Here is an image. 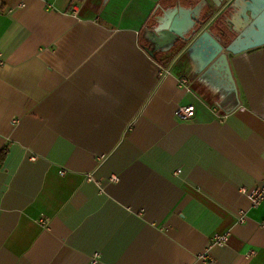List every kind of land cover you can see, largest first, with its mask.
<instances>
[{
	"label": "crops",
	"instance_id": "crops-1",
	"mask_svg": "<svg viewBox=\"0 0 264 264\" xmlns=\"http://www.w3.org/2000/svg\"><path fill=\"white\" fill-rule=\"evenodd\" d=\"M228 4L223 45L252 23ZM107 5L0 0V264H264V46L226 53L235 94Z\"/></svg>",
	"mask_w": 264,
	"mask_h": 264
},
{
	"label": "water",
	"instance_id": "water-1",
	"mask_svg": "<svg viewBox=\"0 0 264 264\" xmlns=\"http://www.w3.org/2000/svg\"><path fill=\"white\" fill-rule=\"evenodd\" d=\"M130 1L105 0L106 5L109 2L105 12L113 3L118 5V18L124 12L121 27L137 32L145 28L147 22H153L148 37L152 45L144 48L151 58L156 59L158 52H169L181 45L180 52L190 58L198 73L213 76L221 87L235 94L236 85L226 53L237 55L264 46V0H199L191 7L178 4L168 9L163 8L159 0H133L127 8ZM224 1L229 2L228 7H238L244 20L248 18L247 13L252 20L250 26L228 45H223L212 34L210 23L204 17L210 3L221 8ZM132 16L136 22L128 26ZM251 36H255L257 41L249 43Z\"/></svg>",
	"mask_w": 264,
	"mask_h": 264
},
{
	"label": "built area",
	"instance_id": "built-area-1",
	"mask_svg": "<svg viewBox=\"0 0 264 264\" xmlns=\"http://www.w3.org/2000/svg\"><path fill=\"white\" fill-rule=\"evenodd\" d=\"M166 74H169V72L167 71ZM188 83L189 81L186 78H184L181 80L180 85L185 86L188 85ZM195 112L196 110L194 106L181 107L178 110V117L183 120L191 119L195 116ZM243 193L250 198L253 207H259L262 204H264V183L261 187H255L251 190H243ZM244 221L245 220L242 217L240 222L244 223ZM227 239H228L227 236H223V237L215 236V238L213 239V244L216 246L224 247L227 243ZM251 255H253V253H251ZM201 259L205 261L206 259H208V256L204 255L201 257ZM98 261H99V256L98 254H95L93 258V263L97 264Z\"/></svg>",
	"mask_w": 264,
	"mask_h": 264
},
{
	"label": "trees",
	"instance_id": "trees-1",
	"mask_svg": "<svg viewBox=\"0 0 264 264\" xmlns=\"http://www.w3.org/2000/svg\"><path fill=\"white\" fill-rule=\"evenodd\" d=\"M198 2H199V0H198ZM198 2H197V3H198ZM197 3H196V4H197ZM196 4H195V5H196ZM207 14H208V17L206 16ZM206 15H205V18H206V20L209 21L210 17L213 16V13L210 12L209 10H207ZM180 49H181V45H179V46L175 49V52H176V53H179V52H180ZM173 55H175V54H173ZM173 55H171V56H173ZM165 56H166V55H165L164 53H161V54L157 57V59H156L160 64H162V65H164V66H166V64H167L170 60H172V58H166ZM171 56H170V57H171Z\"/></svg>",
	"mask_w": 264,
	"mask_h": 264
},
{
	"label": "rangeland",
	"instance_id": "rangeland-1",
	"mask_svg": "<svg viewBox=\"0 0 264 264\" xmlns=\"http://www.w3.org/2000/svg\"><path fill=\"white\" fill-rule=\"evenodd\" d=\"M152 23H153V22L150 23L151 26L153 25Z\"/></svg>",
	"mask_w": 264,
	"mask_h": 264
}]
</instances>
